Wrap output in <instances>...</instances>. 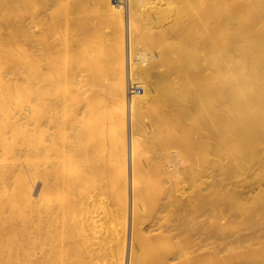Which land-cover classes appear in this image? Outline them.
<instances>
[{
  "label": "bare ground",
  "instance_id": "obj_1",
  "mask_svg": "<svg viewBox=\"0 0 264 264\" xmlns=\"http://www.w3.org/2000/svg\"><path fill=\"white\" fill-rule=\"evenodd\" d=\"M232 147L261 162L264 0H0V264H198Z\"/></svg>",
  "mask_w": 264,
  "mask_h": 264
},
{
  "label": "rangeland",
  "instance_id": "obj_2",
  "mask_svg": "<svg viewBox=\"0 0 264 264\" xmlns=\"http://www.w3.org/2000/svg\"><path fill=\"white\" fill-rule=\"evenodd\" d=\"M236 149H228L234 152L232 161L220 164L209 162L206 166H200L196 174L195 184L198 187L209 179L211 207L209 254L207 259L199 257L198 264H226L232 255L233 258L239 257L240 249L244 250L254 242L264 254V177L261 175L262 178L258 179V176L250 187L245 180L249 171L261 169L264 172V152L260 150L261 162H245L239 155L240 149ZM205 170H208V178L203 176ZM245 201H248L249 207L244 206ZM255 203L256 207H252ZM249 208H255L252 214L248 212ZM203 231L204 224L199 222L193 230L198 242ZM168 241V238H164V242ZM182 241H185L184 238Z\"/></svg>",
  "mask_w": 264,
  "mask_h": 264
}]
</instances>
